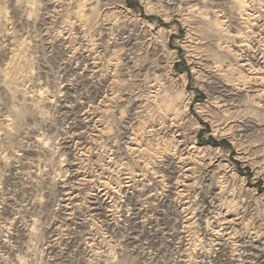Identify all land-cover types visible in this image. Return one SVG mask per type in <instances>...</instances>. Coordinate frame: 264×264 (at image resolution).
Masks as SVG:
<instances>
[{"label": "rangeland", "instance_id": "374dc122", "mask_svg": "<svg viewBox=\"0 0 264 264\" xmlns=\"http://www.w3.org/2000/svg\"><path fill=\"white\" fill-rule=\"evenodd\" d=\"M0 264H264V0H0Z\"/></svg>", "mask_w": 264, "mask_h": 264}]
</instances>
